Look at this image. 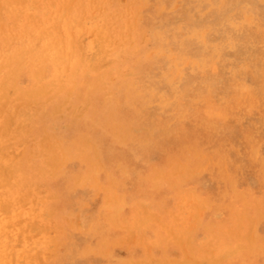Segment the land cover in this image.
Listing matches in <instances>:
<instances>
[{"label":"rangeland","instance_id":"374dc122","mask_svg":"<svg viewBox=\"0 0 264 264\" xmlns=\"http://www.w3.org/2000/svg\"><path fill=\"white\" fill-rule=\"evenodd\" d=\"M3 1L0 264H264V0Z\"/></svg>","mask_w":264,"mask_h":264},{"label":"bare ground","instance_id":"6f19581e","mask_svg":"<svg viewBox=\"0 0 264 264\" xmlns=\"http://www.w3.org/2000/svg\"><path fill=\"white\" fill-rule=\"evenodd\" d=\"M2 1H3V0H2ZM20 1H21V0H20ZM31 1H32V0H31ZM38 1H39V0H38ZM38 1H35L34 3L36 4ZM40 1H41V0H40ZM71 1H72V0H71ZM71 1H69V2L71 3ZM81 1H82V0H81ZM3 2H4V1H3ZM12 2H14V1L12 0ZM22 2H25V0L22 1ZM26 2H27V1H26ZM43 2H46V1H42V4H43ZM59 2H60V0H59ZM69 2H68V4H70ZM0 3H1V2H0ZM40 3H41V2H40ZM80 3H81V2H80ZM2 4H3V3H2ZM22 4H23V3H22ZM37 4H38V3H37ZM48 4H49V3H48ZM62 4H64V2L61 3V6H62ZM68 4H67V5H68ZM75 4H76V3H75ZM75 4H74V5H75ZM6 5H7V4H6ZM14 5H15V4H14ZM16 5H17V3H16ZM19 5L21 6V4H19ZM27 5H28V4H27ZM67 5H66L65 7H67ZM76 5H77V4H76ZM76 5H75V6H76ZM81 5H82V4H81ZM57 6H59V5H56V8H58ZM9 7H10V6H9ZM27 7H29V6H27ZM36 7H37V6H36ZM46 7H47V6H46ZM50 7H52V6H50ZM65 7H64V8H65ZM77 7H78V6H77ZM14 8H15V7H14ZM69 8H70V7H69ZM5 9H6V8H5ZM62 9H63V8H62ZM62 9H61V10H62ZM71 9H72V8H71ZM9 10H11V7H10ZM34 10H35V9H34ZM47 10H48V9H47ZM55 10H56V9H55ZM58 10H59V9H58ZM61 10H59V11H61ZM63 10H65V9H63ZM68 10H69V9H68ZM74 10H75V9H74ZM53 11H54V10H53ZM35 12H37V11H35ZM50 12H51V11H50ZM64 12H65V11H64ZM119 12H120V11H119ZM6 13H7V12H6ZM6 13H5V14H6ZM56 13H57V11H56ZM61 13H63V11H62ZM81 13H82V12H81ZM30 14H31V12H30ZM34 14H36V13H34ZM67 14H68V13H67ZM14 15H16V14H14ZM27 15H28V14H27ZM32 15H33V14H32ZM43 15H45V13H43ZM56 15H57V14H56ZM8 16H9V15H8ZM50 16H51V15H50ZM64 16H65V15H64ZM122 16H123V15H122ZM15 17H16V16H15ZM28 17H30V16L28 15ZM33 17H34V16H33ZM46 17H47V16H46ZM60 17H62V16L60 15ZM78 17H79V16H78ZM30 18H32V17H30ZM35 18H36V17H35ZM35 18H33L32 20H34ZM71 18H72V17H71ZM73 18H74V17H73ZM110 18H111V17H110ZM0 19H1V18H0ZM26 19H27V17H26ZM38 19H39V17H38ZM47 19H48V18H47ZM54 19L56 20V18H54ZM125 19L127 20V18H125ZM22 20H23V19H22ZM36 20H37V19H36ZM50 20H51V18H50ZM58 20H59V19H58ZM1 21H2V19H1ZM5 21H6V20H5ZM8 21H9V20H8ZM14 21H15V20H14ZM39 21H40V20H39ZM42 21H43V20H42ZM46 21H47V20H46ZM59 21H60V20H59ZM107 21H108V20H107ZM2 22H4V21H2ZM9 22H10V21H9ZM12 22H13V21H12ZM26 22H27V20H26ZM29 22H30V21H29ZM32 22H34V21H32ZM37 22H38V21H37ZM55 22H56V21H55ZM112 22H113V21H112ZM127 22H128V21H127ZM7 23H8V22H7ZM7 23H6V24H7ZM15 23H16V22H15ZM45 23H47V22H45ZM70 23H71V22H70ZM78 23H79V22H78ZM13 24H14V22H13ZM21 24H22V23H21ZM21 24H19V25H21ZM41 24H42V23H41ZM43 24H44V23H43ZM58 24H59V23H58ZM58 24H57V26H58ZM105 24H106V23H105ZM16 25H18V23H17ZM35 25H36V24H35ZM38 25H39V24H38ZM46 25H47V24H46ZM103 25H104V24H103ZM107 25H108V24H107ZM110 25H111V24H110ZM128 25H130V24H128ZM8 26L12 27L11 25H8ZM27 26H28V25H27ZM40 26H41V25H40ZM40 26H38V27H40ZM48 26H49V25H48ZM108 26H109V25H108ZM108 26H107V27H108ZM13 27H14V26H13ZM15 27H16V26H15ZM82 27H83V26H82ZM105 27H106V25H105ZM126 27H127V26H126ZM25 28H26V27H25ZM42 28L44 29V27H42ZM55 28H56V25H55ZM12 29H13V28H12ZM15 29H17V28H15ZM21 29H22V28H21ZM43 29H42V30H43ZM107 29H108V28H107ZM115 29H116V28H115ZM0 30H1V29H0ZM29 30H30V28H29ZM31 30H34V29H31ZM35 30H36V26H35ZM37 30H38V29H37ZM71 30H73V29H71ZM109 30H110V28H109ZM111 30H112V29H111ZM131 30H132V28H131ZM15 31H16V30H15ZM18 31H19V30H18ZM23 31H24V30H23ZM23 31H22V32H23ZM104 31H105V30H104ZM107 31H108V30H107ZM1 32H2V31H1ZM6 32H7V31H6ZM6 32H5V33H6ZM11 32H12V31H11ZM13 32H14V31H13ZM16 32H17V31H16ZM27 32H28V31H27ZM27 32H26V34H27ZM42 32H44V30H43ZM53 32H54V31H53ZM70 32H71V31H70ZM108 32H109V31H108ZM111 32H112V31H111ZM8 33L10 34V32H8ZM24 33H25V32H24ZM37 33H38V31H37ZM44 33H45V32H44ZM50 33H51V32H50ZM50 33H49V34H50ZM54 33H55V32H54ZM2 34H4V33H2ZM11 34H12V33H11ZM13 34H17V33H13ZM13 34H12V36H13ZM29 34H30V32H29ZM34 34H35V33H34ZM41 34H42V33H41ZM52 34H53V33H52ZM60 34H61V32H60ZM106 34H107V32H106ZM21 35H22V34H21ZM39 35H40V34H39ZM53 35H54V34H53ZM53 35H52V36H53ZM123 35H124V34H123ZM127 35H128V34H127ZM14 36H15V35H14ZM17 36H18V35H17ZM32 36H33V34H32ZM37 36H38V35H37ZM37 36H36V38H38ZM44 36H47V34L44 35ZM55 36H56V35H55ZM62 36H63V35H62ZM109 36H110V35H109ZM0 37H1V36H0ZM47 37H50V36L48 35ZM60 37H61V36H60ZM111 37H112V35H111ZM2 38H3V37H2ZM12 38H13V37H12ZM36 38H35V39H36ZM51 38H52V37H51ZM51 38H49V39H51ZM61 38H62V37H61ZM61 38H60V39H61ZM106 38H107V35H106ZM10 39H11V38H10ZM57 39H58V38H57ZM110 39H111V38H110ZM123 39H124V38H123ZM39 40H40V37H39ZM70 40H71V39H70ZM80 40H81V39H80ZM108 40H109V39H108ZM113 41H114V40H113ZM120 41H121V39H120ZM123 41H124V40H123ZM31 42H32V41H31ZM34 42H35V41H34ZM34 42H33V43H34ZM50 42H51V41H50ZM71 42H72V41H71ZM78 42H79V41H78ZM109 42H110V41H109ZM69 43H70V42H69ZM79 43H80V42H79ZM79 43H77L78 46H79ZM114 43H115V42H114ZM133 43H134V42H133ZM36 44H37V43H36ZM47 44H48V43H47ZM71 44H72V43H71ZM31 45H33V44H31ZM37 45H38V44H37ZM37 45H36V46H37ZM75 45H76V44H75ZM75 45H74V47H75ZM117 45H118V44H117ZM121 45H122V44H121ZM76 46H77V45H76ZM111 46H112V45H111ZM123 46H124V45H123ZM27 47H28V46H27ZM30 48H31V47H30ZM62 48H64V46H63ZM62 48H61L60 50H62ZM76 48H77V47H76ZM71 49H72V48H71ZM73 49H74V48H73ZM107 49H108V48H107ZM69 50H70V45H69ZM19 51H20V50H19ZM19 51H18V52H19ZM27 51H28V50H27ZM71 51H72V50H71ZM71 51H70V52H71ZM25 52H26V50H25ZM59 52H60V51H59ZM73 52H74V51H73ZM79 52H80V51H79ZM33 53H34V52H31V56H32V57H33V55H32ZM42 53H43V52H42ZM53 53H58V52L56 51V52H53ZM67 53H68V52H67ZM67 53H66V54H67ZM108 53H110V52H108ZM113 53H114V52H113ZM18 54H19V53H18ZM22 54H23V53H22ZM28 54H29V53H28ZM62 54H64V52H62ZM70 54H71V53H70ZM115 54H116V53H115ZM13 55H14V54H13ZM24 55H25V57H26V54H24ZM57 55H58V54H57ZM81 55H82V54H81ZM9 56H10V55H9ZM27 56H28V55H27ZM36 56H37V55H36ZM41 56H43L42 59L45 58L44 55H41ZM70 56H71V55H70ZM14 57H15V56H14ZM16 57H17V56H16ZM74 57H76V56L74 55ZM4 58H5V57H4ZM10 58H11V57H10ZM10 58H9V59H10ZM37 58H38V57H37ZM37 58H36V59H37ZM61 58H62V57H61ZM80 58H81V57H80ZM109 58H110V57H109ZM111 58H112V57H111ZM9 59H7V60H9ZM34 59H35V58H34ZM59 59H60V56H59ZM65 59H66V58H65ZM83 59H84V56H83ZM10 60H11V59H10ZM43 60H44V59H43ZM45 60H46V59H45ZM54 60H55V58H54ZM62 60H64V59H62ZM80 60H81V59H80ZM36 61H38V60H36ZM47 61H48V59H47ZM47 61H46V62H47ZM55 61H56V60H55ZM55 61H54V62H55ZM64 61H65V60H64ZM72 61H73V63H74V60H72ZM83 61H84V60H83ZM38 62H39L38 64H40V59H39ZM61 62H62V61H61ZM81 62H82V61H81ZM107 62H108V61H107ZM112 62H113V61H112ZM0 63H1V62H0ZM66 63H67V62H66ZM85 63H86V61H85ZM13 64H14V63H13ZM35 64H36V62H35ZM38 64H37V65H38ZM60 64H62V63H60ZM43 65H44V62H43ZM66 65H68V64H66ZM86 65H87V63L85 64V66H86ZM56 66H58V65H56ZM62 66H63V65H62ZM88 66H90V65H88ZM95 66H96V65H95ZM112 66H113V65H112ZM116 66H117V65H116ZM39 67H40V66H39ZM48 67H49V66H48ZM48 67H47V68H48ZM51 67H53V66L51 65ZM58 67H59V66H58ZM79 67H81V65H80ZM103 67H104V66H103ZM41 68H42V67H41ZM60 68H63V67H60ZM65 68H66V67H65ZM95 68H97V67H95ZM100 68H101V67H100ZM12 69H13V68H12ZM34 69H35V67H34ZM39 69H40V68H39ZM39 69H37V70L39 71ZM45 69H46V68H45ZM52 69H53V68H52ZM49 70H50V68H49ZM60 70H61V69H60ZM60 70H59V71H60ZM96 70H98V69H96ZM102 70H103V69H102ZM123 70H124V69H123ZM42 71H43V69H42ZM46 71H47V70H46ZM65 71H66V70H65ZM67 71H68V70H67ZM67 71H66V72H67ZM89 71H90V70H89ZM89 71H88V72H89ZM70 72H71V71H70ZM70 72H69V73H70ZM129 72H130V71H129ZM34 73H35V72H34ZM85 73H86V72H85ZM121 73L123 74V72H121ZM15 74H16V73H15ZM44 74H46V73H44ZM52 74H53V73H52ZM52 74H51V76H52ZM59 74H60V73H59ZM59 74H58V75H59ZM70 74H71V73H70ZM95 74H97V73H95ZM35 76H36V74H35ZM42 76H43V75H42ZM55 76H56V75H55ZM114 76H115V75H114ZM122 76H123V75H122ZM8 77H9V76H8ZM10 78L13 79V77H11V76H10ZM43 78H45V77H43ZM52 78H54V77H52ZM73 78H74V77H73ZM17 79H18V78H17ZM29 79H30V78H29ZM50 79H51V78H50ZM50 79H49V80H50ZM55 79H57V78H55ZM55 79H54V80H55ZM46 80H47V79H46ZM102 80H103V79H102ZM30 81H31V80H30ZM4 82H5V81H4ZM8 82H9V81H8ZM18 82H19V81H18ZM39 82H40V81H39ZM47 82H49V81L47 80ZM47 82H46V83H47ZM53 82H55V81H53ZM58 82H59V81H58ZM11 83H12V82H11ZM25 83H26V82H25ZM7 84H8V83H7ZM30 84H31V83H30ZM41 84H42V83H41ZM56 84H57V83H56ZM60 84H61V83H60ZM107 84H108V83H107ZM5 85H6V84H5ZM10 85H11V84H10ZM16 85H17V84H16ZM22 85H23V84H22ZM43 85H45V83H44ZM43 85H42V86H43ZM75 85H76V84H75ZM100 85H101V84H100ZM12 86H13V85H12ZM20 86H21V84H20ZM36 86H38V85H36ZM71 86H72V85H71ZM5 87H6V86H5ZM21 87H22V86H21ZM34 87H35V86H34ZM62 87H63V86H62ZM9 88H10V86H9ZM17 88H18V87H17ZM25 88H26V87H25ZM27 88H29V87H27ZM73 88H74V87H73ZM3 89H4V87H3ZM13 89H14V88H13ZM29 89H30V88H29ZM29 89H28V90H29ZM31 89L33 90V88H31ZM39 89H40V88H39ZM42 89H43V88H42ZM22 90H23V89H22ZM28 90H27V91H28ZM0 91H1V89H0ZM17 91H18V90H17ZM43 91H44V90H43ZM86 91H87V90H86ZM74 92H76V91H74ZM11 93H12V92H11ZM11 93H10V94H11ZM18 93H19V91H18ZM18 93H15V94H18ZM39 93H41V92H39ZM42 93L44 94L45 92H42ZM69 93H70V91H69ZM78 93H79V92H78ZM87 93H88V92H87ZM109 93H110V91H109ZM10 94H9V95H10ZM19 94H20V93H19ZM27 94H29V93H27ZM27 94H26V95H27ZM32 94H33V92H32ZM32 94H31V96L34 95V94H33V95H32ZM36 94H37V93H36ZM36 94H35V95H36ZM4 95H6L5 92H4ZM20 95H21V97H22L23 94H20ZM0 96H1V95H0ZM10 96L12 97V95H10ZM77 96H78V95H77ZM4 97H5V96H4ZM29 97H30V95H29ZM33 97H34V96H33ZM45 97H46V96H45ZM46 98H47V97H46ZM85 98H86V97H85ZM0 99H1V98H0ZM5 99H6V98H5ZM7 99H8V97H7ZM7 99H6V100H7ZM22 99H23V98H22ZM13 100H14V99H13ZM13 100H12V101H13ZM73 100H74V99H73ZM27 101H28V100H27ZM69 101H70V99H69ZM78 101H79V100H78ZM5 102H6V101H5ZM5 102L2 103V104L5 105ZM13 102H14V101H13ZM29 102H30V101H29ZM35 102H36V101H35ZM0 103H1V102H0ZM16 105H17V104H16ZM35 105H36V104H35ZM48 105H49V104H48ZM66 105H67V104H66ZM20 106H21V105H20ZM20 106H18V108H19ZM15 107H16V106H15ZM16 108H17V107H16ZM62 108H63V105H62ZM3 109H4V107H3ZM35 110H36V109H35ZM53 110H55V109H53ZM14 111H15V110H14ZM14 111H13V112H14ZM25 112H26V111H25ZM8 113H9V112H8ZM27 114H28V113H27ZM30 114H31V112H30ZM8 115H9V114H8ZM32 115H33V114H32ZM54 115H55V114H54ZM40 116H41V115H40ZM8 117H11V116L9 115ZM52 117H53V116H52ZM30 118H31V116H30ZM30 118H29V119H30ZM34 118H36V117H34ZM12 119H13V117H12ZM12 119H11V120H12ZM9 120H10V119H9ZM26 120H27V119H26ZM36 120H37V119H36ZM23 121H25V120H23ZM10 122H12V121H10ZM40 122H41V121H40ZM5 123H6V122H5ZM35 123H36V121H35ZM49 124H50V122H49ZM3 125H5V124H3ZM10 125H11V123H9V125H8V122H7V131H9V130H8V127H10ZM29 126H30V125H29ZM31 126H32V124H31ZM57 126H58V125H57ZM39 127H40V126H39ZM3 129H4V128H3ZM139 131H140V130H139ZM40 132H41V131H40ZM40 132H39V134H40ZM46 132H47V131H46ZM31 134H32V133H31ZM44 134H45V133H44ZM28 136L30 137L31 135H28ZM40 136H41V135H40ZM71 136H72V135H71ZM26 137H27V136H26ZM35 138H36V137H35ZM59 138H60V137H59ZM21 139H22V138H21ZM47 139H48V138H47ZM47 139H46V140H47ZM29 140H30V139H29ZM23 141H24V140H23ZM32 141H33V140H32ZM47 142H48V140H47ZM49 142H51V141H49ZM49 142H48V143H49ZM26 144H27V143H26ZM38 144H39V143H38ZM43 144H44V143H43ZM49 144H50V143H49ZM65 144H66V143H65ZM30 145H31V144H30ZM51 145H52V144H51ZM5 146H6V145H5ZM31 146H32V145H31ZM29 147H30V146H29ZM36 148H37V147H36ZM43 148H44V147H43ZM48 148H49V147H48ZM48 148H47V149H48ZM41 149H42V147H41ZM47 149H46V150H47ZM49 150H50V149H49ZM31 153H33V152H31V149H30V154H31ZM34 153H35V152H34ZM46 154H47V152H46ZM28 155H29V154H28ZM32 155H33V154H32ZM34 155H35V154H34ZM52 155H53V154H52ZM39 156H40V155H39ZM41 156H42V155H41ZM26 157H27V156H26ZM30 157H34V156H30ZM37 157H38V156H37ZM47 157H48V156H47ZM53 157H54V156H53ZM55 157H56V156H55ZM42 158H44V157H42ZM42 158H41V159H42ZM49 158H50V157H49ZM28 159H31V158H27V160H28ZM41 159H40V160H41ZM53 159H54V158H53ZM48 160H49V159H48ZM50 160H51V159H50ZM50 160H49V162H50ZM21 161H22V160H21ZM23 161H26V160H23ZM31 161H32V160H31ZM19 162H20V161H19ZM31 163H32V162H31ZM40 163H42V162H40ZM43 163H46V160H45V162H43ZM51 163H52V162H51ZM36 164H37V163H36ZM36 164H35V167H37ZM53 164H54V163H53ZM23 165H24V164H23ZM49 165H50V163L48 164V166H49ZM51 165H52V164H51ZM51 165H50V166H51ZM168 165H169V164H168ZM2 166H3V165H2ZM19 166H20V164H19ZM43 167L45 168V166H43ZM43 167H42V168H43ZM55 167H56V165H55ZM29 168H30V167H29ZM53 168H54V167H53ZM7 169H8V168H7ZM9 169H10V168H9ZM12 169H13V168H12ZM19 169H21V168L19 167ZM34 169H35V168H34ZM38 169H39V168H38ZM94 169H95V168H94ZM2 170H3V169H2ZM31 170H32V169H31ZM40 170H41V169H40ZM97 170H98V169H97ZM20 171H21V170H20ZM36 171H37V170H36ZM41 171H42V170H41ZM41 171H40V172H41ZM13 172H14V171H13ZM19 173H20V172H19ZM21 173H23V172H21ZM180 173H181V172H180ZM46 174H47V173H46ZM46 174H45V175H46ZM18 175H19V174H18ZM22 175H23V174H22ZM20 176H21V175H20ZM35 176H36V175H35ZM162 176H163V175H162ZM31 177H32V176H30V179H31ZM79 177H80V176H79ZM196 177H197V176H196ZM23 178H25V179L27 180L26 176H24ZM194 178H195V177H194ZM25 179H24V180H25ZM30 179H29V180H30ZM35 179H36V178H35ZM42 180H43V179H42ZM21 182H23V181H21ZM25 182H26V181H25ZM28 182H29V181H28ZM30 182H32V181H30ZM172 182H173V181H172ZM35 183H36V182H35ZM19 185H20V184H19ZM25 185H26V183H25ZM32 185H33V184H32ZM38 185H39V184H38ZM38 185H36V187H37ZM43 187H44V186H43ZM14 189L16 190V187H15ZM186 193H187V192H186ZM41 194H42V193H41ZM10 196H11V195H10ZM43 196H44V195H43ZM255 197H256V196H255ZM41 198H42V195H41ZM50 198H51V197H50ZM34 199H35V198H34ZM42 199H43V198H42ZM44 199H46V201H47L49 198H45V197H44ZM51 199H52V198H51ZM32 201H33V200H32ZM203 202H204V201H203ZM27 203H28V202H27ZM38 203H40V202L38 201ZM43 203H44V202H43ZM201 204H202V203H201ZM24 205H25V204H24ZM42 205H43V204H42ZM45 205L47 206V204H45ZM45 205H44V206H45ZM49 205H50V204H49ZM53 205H54V203H53ZM203 205H205V203H204ZM44 206H43V207H44ZM150 207H151V205H150ZM37 208H38V207H37ZM37 208H36V209H37ZM52 208H53V207H52ZM53 209H54V208H53ZM147 209H148V208H147ZM18 210H19V209H18ZM42 211H43V210H42ZM147 211H148V210H147ZM41 213H43V212H41ZM47 213H48V212H47ZM148 213H149V212H148ZM34 215H35V214H34ZM40 215H41V214H40ZM51 215H53V214H51ZM36 216H37V215H36ZM147 216H148V215H147ZM37 217H38V216H37ZM12 218H13V217H12ZM45 218H47V217H45ZM42 219H43V218H42ZM142 219H143V218H142ZM144 219H145V217H144ZM7 220H8V218H7ZM8 221H9V220H8ZM11 221H12V219H11ZM33 221L35 222V220H33ZM142 221H143V220H142ZM36 222L38 223V221H36ZM6 223H7V222H6ZM34 224H35V223H34ZM44 224H46V223H44ZM44 224H43V225H44ZM235 225H236V224H235ZM3 226H4V225H3ZM5 226H6V224H5ZM5 226H4V227H5ZM34 226H35V225H34ZM40 226H42V225H40ZM184 226H185V225H184ZM36 227H37V226H36ZM186 227H187V225H186ZM43 228H44V227H43ZM47 228H48V227H47ZM179 228H181V227H179ZM33 229H34V228H33ZM44 229H46V228H44ZM44 229H43V230H44ZM187 229H188V228H187ZM175 230H176V229H175ZM177 230H178V229H177ZM31 231H32V230H31ZM39 231H41V230L39 229ZM178 231H179V230H178ZM41 232H42V231H41ZM175 232H177V231H175ZM26 233H27V232H26ZM31 233H32V232H31ZM42 233H43V232H42ZM42 233H41V234H42ZM33 234H34V232H33ZM43 234H44V233H43ZM46 234H47V233H46ZM175 234H176V233H175ZM181 234H182V233H181ZM2 235H3V234L1 233V236H2ZM5 235H6V234H5ZM12 235H13V234H12ZM7 236H8V235H7ZM10 236H11V235H10ZM199 236H200V235H199ZM199 236H198V237H199ZM179 237H181V236H179ZM200 237H201V236H200ZM7 238H8V237H7ZM176 238H177V237H176ZM32 239H33V238H32ZM36 239H38V238H36ZM14 240H15V239H14ZM30 240H31V239H30ZM33 241H34V240H33ZM13 242H14V241H13ZM178 242H179V241H178ZM180 242H181V241H180ZM32 244H33V243H32ZM48 245H49V244H48ZM18 246H19V245H18ZM34 246H35V245H34ZM50 246H51V245H50ZM16 247H17V246H16ZM9 250H10V249H9ZM42 250H43V249H42ZM42 250H41V251H42ZM225 250H227V249H225ZM31 251H32V250H31ZM33 251H34V250H33ZM37 251H39V250H37ZM44 251H45V250H44ZM227 251H228V250H227ZM208 252H209V251H208ZM28 253H29V252H28ZM31 253H32V252H31ZM31 253H30V254H31ZM40 253H41V252H40ZM40 253H39V254H40ZM37 254H38V253H37ZM39 254H38V255H39ZM15 255H16V254H15ZM26 255H27V254H26ZM28 255H29V254H28ZM23 256H24V254H23ZM29 256H30V255H29ZM29 256H28V257H29ZM33 256H34V255H33ZM33 256H30V257L32 258ZM211 257H212V256H211ZM214 257H215V256H214ZM22 258H23V257H22ZM34 258H35V257H34ZM37 258H38V257H37ZM39 258H41V257H39ZM214 259H215V258H214ZM32 260H33V258H32ZM35 260H36V259H35ZM41 260H42V259H41ZM46 260H47V259H46ZM46 260H45V261H46ZM212 260H213V259H212ZM28 261H29V260H28ZM30 261H31V260H30ZM20 262H23V260L20 261ZM37 262H39V260H38ZM12 263H13V261H12ZM15 263H16V262H15ZM30 263H31V262H30ZM7 264H8V263H7ZM16 264H17V263H16Z\"/></svg>","mask_w":264,"mask_h":264}]
</instances>
